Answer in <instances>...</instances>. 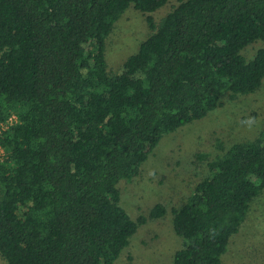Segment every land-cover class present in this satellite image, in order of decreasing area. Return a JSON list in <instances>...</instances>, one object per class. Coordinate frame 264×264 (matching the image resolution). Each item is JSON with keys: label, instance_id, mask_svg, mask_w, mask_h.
I'll return each instance as SVG.
<instances>
[{"label": "trees", "instance_id": "trees-1", "mask_svg": "<svg viewBox=\"0 0 264 264\" xmlns=\"http://www.w3.org/2000/svg\"><path fill=\"white\" fill-rule=\"evenodd\" d=\"M169 0H0V256L6 264H114L132 220L118 185L161 140L264 81V0H177L138 52L108 71L106 40L133 7ZM223 149V146H219ZM225 152V153H223ZM207 162L178 209L173 264H221L264 191V131ZM207 160L206 155H199Z\"/></svg>", "mask_w": 264, "mask_h": 264}, {"label": "rangeland", "instance_id": "rangeland-1", "mask_svg": "<svg viewBox=\"0 0 264 264\" xmlns=\"http://www.w3.org/2000/svg\"><path fill=\"white\" fill-rule=\"evenodd\" d=\"M177 4V0H169L154 13L128 8L106 40L108 71L119 72L153 33L148 17L157 27ZM262 48L264 42L259 41L241 54L252 60ZM263 131L264 81L255 94L233 102L226 98L223 106L205 119L165 136L139 175L121 181L118 188L120 206L132 220L148 217L156 205H163L167 213L159 219H148L140 226L114 264H173L184 240L174 232L172 210L182 207L195 186L208 175V161L235 143L254 140ZM199 155H206L208 159L200 160ZM221 261V264H264V191L252 202L245 222L231 238ZM0 264H6L1 256Z\"/></svg>", "mask_w": 264, "mask_h": 264}]
</instances>
